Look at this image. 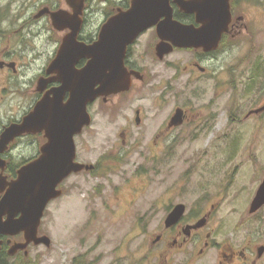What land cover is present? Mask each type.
Instances as JSON below:
<instances>
[{
  "label": "rangeland",
  "instance_id": "obj_1",
  "mask_svg": "<svg viewBox=\"0 0 264 264\" xmlns=\"http://www.w3.org/2000/svg\"><path fill=\"white\" fill-rule=\"evenodd\" d=\"M55 2L65 7V0H0V24H18L20 16L29 19ZM101 2L95 0V6ZM247 4L241 6L245 26L218 55V92L192 100L202 118L161 141L156 134L173 104L156 108L151 99L132 100V95L123 107L132 114L145 106L149 119L127 129L126 144L120 136L123 122L105 118L104 136L89 145L83 162L95 163L111 151L115 162L100 176L81 173L65 181V194L52 200L41 223L51 245L30 247L37 264H157L161 245L152 241L167 203L177 193L189 198L204 192L222 197L214 210L215 241L254 251L256 257L264 245V207L254 214L249 207L264 179V112L247 115L264 106V0ZM100 20L95 17L91 26ZM28 38L39 47L47 44L43 35ZM226 79L232 81L228 89ZM188 255L178 253L174 264H186ZM217 260V248H211L192 264ZM257 264H264V253Z\"/></svg>",
  "mask_w": 264,
  "mask_h": 264
},
{
  "label": "flooded vegetation",
  "instance_id": "obj_2",
  "mask_svg": "<svg viewBox=\"0 0 264 264\" xmlns=\"http://www.w3.org/2000/svg\"><path fill=\"white\" fill-rule=\"evenodd\" d=\"M82 1L84 9L81 14V25L76 34V42H74L77 46L82 43L94 44L110 18L128 10L132 3V0H102L101 7H96L95 0ZM251 1H231L232 21L229 31L223 35L217 49L174 47L173 51L161 57L157 50L161 43L157 26L148 28L133 43L129 44L123 60L126 74L131 79V86L128 90L109 96L101 95L89 103L87 111L91 116L90 122L83 125L81 131L73 138L76 147L75 161L94 167L73 173L70 177L81 173L100 176L106 168L112 167L113 161L115 162V158L111 156L114 151L103 154L95 163L83 162L87 153L90 152L89 145L97 144L102 140L105 118L108 117L114 122L119 120L123 122L120 127L124 130L120 132V136L124 144L127 143V129L134 126L140 128L147 123L149 118L145 106H136L132 109V114H129L123 107L132 95H134L132 100L151 99L156 108L164 107L167 103V105L173 104L163 121L162 130L156 134L161 141L182 129L191 120L202 118L199 112L201 108L194 107L192 100L211 92L216 95L218 92V86L221 84L219 77L222 75L217 69L218 55L223 50L229 49V40L236 38V33H239L240 28L245 26V10L241 6ZM173 7L174 19L184 24L200 27L201 24L197 22L195 14H187L174 3ZM62 10L69 15L66 21L68 25L64 29L56 27L52 18L53 12ZM73 14V6L65 0V7L55 2L38 9V12L32 14V17L29 16V19L20 16L18 20L20 24L15 22H10L8 25L0 24V139L9 128L22 125L25 119L44 101L48 100L50 103L54 101L55 93L62 86L59 79L62 76V69L61 67L51 68V66L58 60L65 38L75 33L76 25ZM95 17H100L101 20L93 27L91 21ZM162 20L163 18L160 21ZM43 22L46 23L43 24ZM17 26H19L18 29H16ZM42 35L47 42L46 45L39 47L28 42L29 36L34 41L36 37ZM90 60L91 58L87 55L81 56L72 69L80 72L88 66ZM167 71L172 72L169 74ZM231 85V79H226L227 88L225 89ZM145 91L147 93L143 94ZM70 99L71 91L66 90L59 102L65 106ZM107 106H110L108 110ZM263 107L252 109L247 118L260 116L264 110L260 112H255V110ZM178 109L182 111V123L175 125L172 123V118ZM48 142L47 128L42 127H37L34 132H24L13 137L0 151V158L7 162L4 175L9 180L17 178L18 170L26 163L14 165L12 161L31 162L41 158L43 148ZM106 155H108L106 159H101ZM65 181L59 185V189L63 192L62 195L65 194L63 185ZM3 194L0 192V199ZM175 195L176 197H172L167 203L168 211L152 241L154 246L161 245L157 264H174L177 260L176 255L180 252L189 254L185 263L192 264L211 248H217V264L258 263L262 257L258 256V248L264 245L258 246L255 257L254 251L248 253L246 248H234L225 240L215 241L216 229L213 227V221L215 219L214 210L222 199L219 194L204 192L203 195L197 194L189 198H181L178 193ZM178 204H184L185 211L176 223L168 226L166 219ZM39 235H45L41 232V225ZM0 239L2 240L0 264H16L17 262L37 264L36 260L30 256V247L35 245L34 243H31L26 250L10 254V249L16 242L25 241L24 233L13 236L1 235Z\"/></svg>",
  "mask_w": 264,
  "mask_h": 264
},
{
  "label": "water",
  "instance_id": "obj_3",
  "mask_svg": "<svg viewBox=\"0 0 264 264\" xmlns=\"http://www.w3.org/2000/svg\"><path fill=\"white\" fill-rule=\"evenodd\" d=\"M67 2L74 8L75 33L65 38L59 58L51 66L61 67L62 76L59 79L62 86L55 93L53 102L44 101L22 125L9 128L0 139L1 151L16 135L34 132L37 127L47 128L49 137L42 157L23 165L13 180L4 175L7 162L0 158V192L4 193L0 199V237L25 234L24 242H16L11 247L12 255L26 250L31 243L51 245L49 236L39 235L49 203L62 195L59 185L71 174L94 167L75 161L73 137L90 122L89 103L101 95L109 96L131 86L123 60L127 46L145 30L157 26L161 37L157 50L161 57L173 51L174 47L213 50L219 47L232 21L231 0H132L128 10L110 18L94 44L77 46L74 42L81 25L83 1ZM173 3L187 14H195L200 27L174 19ZM52 18L58 28L64 29L68 25L66 11L53 12ZM85 55L91 58L88 66L80 72L72 69L77 59ZM66 90L71 91V99L63 106L59 100ZM263 110L264 107L255 112ZM172 123H182L181 109L173 116ZM263 207L264 179L250 204L249 213H257ZM184 211V204L176 205L166 224L176 223ZM1 244L0 239V249ZM263 253L264 246H260L258 256Z\"/></svg>",
  "mask_w": 264,
  "mask_h": 264
},
{
  "label": "trees",
  "instance_id": "obj_4",
  "mask_svg": "<svg viewBox=\"0 0 264 264\" xmlns=\"http://www.w3.org/2000/svg\"><path fill=\"white\" fill-rule=\"evenodd\" d=\"M258 77H261V75H260V72L258 73V74H256L253 78H258ZM108 157V155H106V156H104L103 158H101V159H106ZM23 163H28V162H20L19 163V165H21V164H23ZM16 264H24V262H17Z\"/></svg>",
  "mask_w": 264,
  "mask_h": 264
},
{
  "label": "bare ground",
  "instance_id": "obj_5",
  "mask_svg": "<svg viewBox=\"0 0 264 264\" xmlns=\"http://www.w3.org/2000/svg\"><path fill=\"white\" fill-rule=\"evenodd\" d=\"M43 59V58H42Z\"/></svg>",
  "mask_w": 264,
  "mask_h": 264
}]
</instances>
